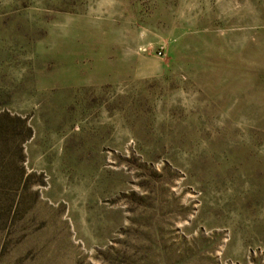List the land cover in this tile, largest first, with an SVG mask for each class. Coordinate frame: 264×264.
<instances>
[{"label":"rangeland","instance_id":"obj_1","mask_svg":"<svg viewBox=\"0 0 264 264\" xmlns=\"http://www.w3.org/2000/svg\"><path fill=\"white\" fill-rule=\"evenodd\" d=\"M0 264H264V0H0Z\"/></svg>","mask_w":264,"mask_h":264}]
</instances>
